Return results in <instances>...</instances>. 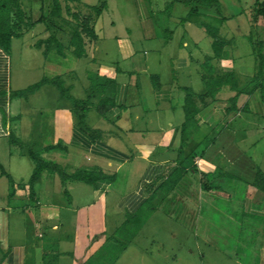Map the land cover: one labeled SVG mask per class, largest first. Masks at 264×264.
I'll return each instance as SVG.
<instances>
[{
  "label": "crops",
  "instance_id": "1",
  "mask_svg": "<svg viewBox=\"0 0 264 264\" xmlns=\"http://www.w3.org/2000/svg\"><path fill=\"white\" fill-rule=\"evenodd\" d=\"M115 1L96 21L98 39L86 58L73 60L68 50L60 60L55 52L46 56L38 44L50 32L43 36L42 24L12 40L18 57L0 46V264H203L208 250L222 264H264V201L252 186L257 171L264 174V88L243 92L252 86L257 58L252 50L248 65L240 43L253 49L258 31L244 17L250 0H220L195 14L180 3L169 8L170 0H117L119 11L112 8ZM206 26L218 28L224 47L210 73L235 77L201 101L206 60L215 55ZM102 41L116 43L120 58L108 51L101 57ZM98 77L106 89L91 81ZM44 79L62 86L18 95ZM41 96L45 102H37ZM188 96L196 108L190 122ZM80 117L94 134L80 126ZM247 143L253 156L245 153ZM31 152L58 167L44 170L33 184ZM100 172L110 177L94 184L75 179ZM175 173L181 176L175 187L165 183L161 189ZM158 179L150 209L163 223H175L181 217L170 207H183V237L166 233L180 242L151 253L135 241L118 251V230L129 220L124 213L138 211L145 202L140 188ZM236 184L243 185L242 202ZM221 201L236 202L220 216L217 230L234 239L241 259L215 252L211 215L202 224L204 204L220 211Z\"/></svg>",
  "mask_w": 264,
  "mask_h": 264
},
{
  "label": "trees",
  "instance_id": "2",
  "mask_svg": "<svg viewBox=\"0 0 264 264\" xmlns=\"http://www.w3.org/2000/svg\"><path fill=\"white\" fill-rule=\"evenodd\" d=\"M39 1L42 3L41 11L43 13L37 20H34L25 11L21 0H0V46L9 53L12 46V40L14 38L22 37L25 34V31H28L31 26L44 24L48 32H50V36L46 40L40 41L38 46L40 48L44 47V53L46 56H48L51 52H55L58 56L65 58L66 50H68L77 59L86 58L88 55L89 44L98 39L95 31V23L108 8L109 0H97L99 1L100 6H92L89 11L90 13H86L85 16H83V14L80 12L70 11L68 4L65 7L63 5L64 2L76 3L80 2L81 0H52V6L50 9H45L47 0ZM177 3L183 4L188 9H190L193 14H195L200 7L214 8L218 6L219 0H173L172 3H170L168 6L170 8ZM252 3L253 4L249 2L247 4L248 7L245 8V12L250 9V23L254 27L258 28V25L261 22H264V0H253ZM65 14H67V16ZM68 16H71L72 20L74 21L73 23L76 24L71 23ZM67 27L72 30V37L68 48L65 47L64 43L58 37L60 33L66 31ZM206 29L207 33L214 40L213 49L215 55L213 58H207L206 60V64L209 67H206L207 73L204 75L203 80L206 85L207 92L205 94L199 95V99L201 101H205L208 98L215 97L217 93L222 88H224V86L232 82L235 77L232 73H225L222 75L220 74L221 76H216L215 72L214 76L212 75V73H210L209 68H212L213 60H215L216 62L219 61L224 47L223 44L217 39V30L210 26H206ZM251 42L253 46V52L255 53L257 58V72L255 77L253 78L254 80L252 82L251 88L243 90V92L245 93H252L255 90L264 88V42L260 40L259 42L255 43L253 42V38H251ZM104 80L105 79H100L98 77L92 79L91 81L94 83H98L96 84V86H100L102 89H106V82ZM50 83L62 86L58 79L52 81L44 79L39 84L28 88V90L26 91L20 92V94L18 95H20V97L22 98H28L30 94L37 92L41 87ZM233 87L234 89H237L235 83ZM191 98L188 96L186 105L188 122L193 121L196 114V108ZM79 120L80 126L86 132H88L89 134H94V131H92L88 127V125H86L84 117H80ZM54 148L57 149L59 147H51L48 149ZM31 157L36 163V170L32 177V184L38 180L44 170L51 169L54 171L55 169H58L56 165L44 162L42 159H40L39 155L34 152H31ZM180 177L181 176L179 173L173 174L172 177L168 179V183L164 182L160 186L161 189H165V183L166 186L172 185V187L174 188L176 185L175 183L180 179ZM103 178H106V176L102 172L94 175L80 173L75 176V179L77 181H82L87 184H94L97 180ZM153 184L154 183H152V185ZM156 185H154V191H157L160 188L159 187L158 189H156ZM252 186L256 189V192H260L261 196L264 197V174L260 170L257 171V176ZM172 187H170L168 190L171 191ZM146 193L149 197L141 207L147 204L150 200V192ZM141 207L138 209V211L131 214L128 222L125 223L123 227L130 223H141V221L143 220Z\"/></svg>",
  "mask_w": 264,
  "mask_h": 264
},
{
  "label": "rangeland",
  "instance_id": "3",
  "mask_svg": "<svg viewBox=\"0 0 264 264\" xmlns=\"http://www.w3.org/2000/svg\"><path fill=\"white\" fill-rule=\"evenodd\" d=\"M110 1V0H109ZM108 1V3H109ZM117 1V0H116ZM113 2L112 3V8L117 9L119 11V7H120V2ZM164 0H161V2ZM173 0H170V2H172ZM22 5L25 9V11L28 13V15L30 17H32L34 20H37L41 15H42V11H41V5L42 3L39 0H21ZM166 2H169V0H166ZM169 2V4H170ZM220 2V0H219ZM251 4L252 0H250ZM68 4L70 11L73 12H80L83 14V16H85L86 13H90V8L92 6H100L99 1L97 0H81L80 2H76V3H66L64 2L63 5L64 7ZM169 4H166V6H168ZM52 6V0H47L45 9H50ZM184 6V5H183ZM107 10V9H106ZM105 10V11H106ZM92 13V12H91ZM81 14V15H82ZM67 16V14H65ZM244 17L246 18V20H250V9L248 11L245 12ZM68 18L70 19V22L73 23L74 21L72 20L71 16H68ZM231 19V18H229ZM106 20V19H105ZM70 23V24H71ZM76 24V23H73ZM69 27V26H68ZM66 28V31L63 32L62 34H64L63 36V43H68L69 41H71V37H72V30L69 28ZM211 27V26H210ZM216 27V26H215ZM206 28V27H205ZM47 30L46 26L44 24H42V26L39 28V32L42 33V35L44 36V34L46 32H48V30L46 32H44V30ZM133 29V28H132ZM218 29V28H215ZM230 32L232 31V27H229ZM207 31V29H206ZM224 31V29H223ZM257 33L259 34V38L260 40H263V34H264V22H261L258 25V31ZM255 34L253 39L254 41H256V39L258 38V34ZM46 36H48V34H46ZM217 39L220 41L221 37L220 35L217 34ZM221 42V41H220ZM257 42V41H256ZM241 45H243V47H245L247 53L245 56V61L246 63H248V65H250V57L248 58L250 52L253 50L251 47L248 46V44L244 41V42H240ZM114 42H108V41H102L101 42V48H100V55L101 57L106 56V51H108L107 54L113 56L114 58H120V53L117 50V47H115ZM12 47V46H11ZM11 55L14 54V58L19 56V53L16 51H11ZM9 52V53H10ZM56 56L57 59H61L60 56L54 55ZM71 59L76 60L75 57H71ZM254 58H251V63L253 62ZM15 61V59H14ZM108 62V60H106ZM69 65V63H67ZM49 73V72H48ZM57 92V91H56ZM45 102V99L43 96H41L37 102ZM33 102V101H32ZM31 102V103H32ZM33 105L35 103H32ZM248 145V146H247ZM247 145H245V153H248L249 155L253 156V152H255V150H250L249 149V145L250 143H247ZM261 150V149H259ZM251 151V152H249ZM259 156H262V152H259ZM95 174V173H94ZM93 174V175H94ZM106 177H110L109 175H105ZM133 176L132 174H126V178L127 180H133ZM169 177L167 178L166 182L168 181ZM160 182V179H158ZM158 180L154 181L153 185H144V189L146 192H150V200L147 204H145L141 210L142 215H143V220L141 221V223H130L127 224L125 227H123L122 229L119 228L118 230V236L119 238L121 237L122 239V244L119 242L117 245H120L121 247L118 248V251L121 250L122 247H125V249L127 247H132V243L135 241L134 244H137V246L141 245V246H145L148 247L149 252L151 253V249H153L154 251H159L158 248H171L174 247L177 243L180 242V240H177V242H173V240L166 238V233H171L172 231H178L179 235H180V239L183 237L184 235V228L186 227L187 224L184 223V221H188L187 219H185V216L181 214V211L183 210V207L181 208L180 212H177V208L174 210L173 208L170 207V211L172 212V215L175 216H179L181 217V220L179 222L176 221L175 219V223H163L162 220L160 219L162 216H158L155 213H152L154 210H151L150 208L153 206L155 207L156 202H153L154 197L156 195V191H154V185L158 184ZM128 184V188H130V186L133 185V183H127ZM157 186V185H156ZM235 186H237L240 191H236L235 192V197L238 198L239 202H242V200L246 199L245 193L242 190V184H236ZM133 193V192H132ZM260 197L261 194H259ZM263 201H264V197ZM89 198L87 196H85L83 198V202H86ZM72 202V201H71ZM73 202H77L76 200ZM184 202V201H181ZM218 202V201H217ZM236 202H227V201H221L220 204V211L214 209V204L213 206H206L204 204V207L202 208V224H205L206 222H209V220H206L209 218V216L211 215L213 218V223L212 226L215 228L214 232V242L215 244H213L216 248L217 251L215 252H219L222 251L224 253V256L227 257L226 255L230 256L233 258V256L236 257L234 258V260H236L238 257L239 259H241L242 255L238 252L237 248L235 247L236 242L233 240H225L223 236H221V234L219 233V230H217V228H220L221 225V217L225 216L226 213H228L229 211H231V207L235 204ZM152 213V214H151ZM126 216H128V219L130 218L131 214H129V212L124 213ZM150 214V215H149ZM110 213L108 214V219H110ZM148 215V216H147ZM221 216V217H220ZM145 218V219H144ZM211 219V218H210ZM146 220V223H145ZM212 220V219H211ZM231 221V219H230ZM223 222V220H222ZM231 224V223H230ZM110 225V229L112 228L111 224ZM83 229H85V226L83 227ZM139 244V245H138ZM140 247V246H139ZM214 253V251H212ZM207 255V261L203 264H210L211 263V256L209 254V250L205 252ZM154 254L156 255L157 252H154ZM252 254V253H250ZM238 255V257H237ZM249 257V256H248ZM154 259H156L155 256H153ZM227 261H230L229 259ZM212 262H215V264H222L220 261H218L216 259L215 256H212ZM249 262H250V257H249Z\"/></svg>",
  "mask_w": 264,
  "mask_h": 264
},
{
  "label": "built area",
  "instance_id": "4",
  "mask_svg": "<svg viewBox=\"0 0 264 264\" xmlns=\"http://www.w3.org/2000/svg\"><path fill=\"white\" fill-rule=\"evenodd\" d=\"M153 182H151V183H149V182H145L144 184H143V186L140 188V190H139V194L141 195H143L144 196V198H145V201L147 200V198L149 197L148 196V194L146 193V191H145V189H144V185H151Z\"/></svg>",
  "mask_w": 264,
  "mask_h": 264
}]
</instances>
